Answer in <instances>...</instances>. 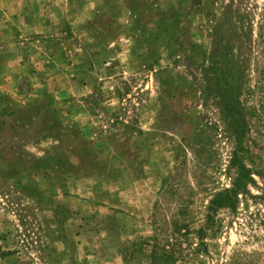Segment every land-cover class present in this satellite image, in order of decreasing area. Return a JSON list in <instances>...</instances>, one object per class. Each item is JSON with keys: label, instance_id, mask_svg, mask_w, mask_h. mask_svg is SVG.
<instances>
[{"label": "rangeland", "instance_id": "rangeland-1", "mask_svg": "<svg viewBox=\"0 0 264 264\" xmlns=\"http://www.w3.org/2000/svg\"><path fill=\"white\" fill-rule=\"evenodd\" d=\"M262 92L264 0H0V264H264Z\"/></svg>", "mask_w": 264, "mask_h": 264}, {"label": "trees", "instance_id": "trees-1", "mask_svg": "<svg viewBox=\"0 0 264 264\" xmlns=\"http://www.w3.org/2000/svg\"><path fill=\"white\" fill-rule=\"evenodd\" d=\"M216 38L218 39V36H215V44L211 52L207 54L208 64H203L202 67L208 81L210 82L213 80V83L217 85L215 91L221 107L230 115V119L236 120L237 118H234V115L242 118L237 108L242 109L243 105L241 101L234 97L236 92L233 94L231 89L236 90L238 88V91L241 89L240 87L242 84L240 81L242 80V74L244 72V62L240 60L241 56L229 53L223 54L221 50H219ZM234 81L237 83V88L234 86ZM262 94L264 95V92H262ZM239 152V150L233 152L232 162L238 164H236L237 177L235 178L233 187L228 190V192H232V194L235 193L239 187L243 186L244 182L251 179L249 170L239 161Z\"/></svg>", "mask_w": 264, "mask_h": 264}]
</instances>
